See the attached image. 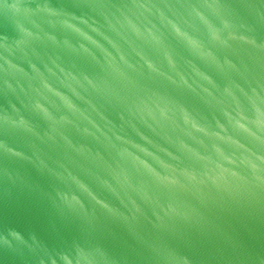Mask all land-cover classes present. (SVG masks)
<instances>
[{
  "label": "water",
  "instance_id": "water-1",
  "mask_svg": "<svg viewBox=\"0 0 264 264\" xmlns=\"http://www.w3.org/2000/svg\"><path fill=\"white\" fill-rule=\"evenodd\" d=\"M0 264H264V0H0Z\"/></svg>",
  "mask_w": 264,
  "mask_h": 264
}]
</instances>
